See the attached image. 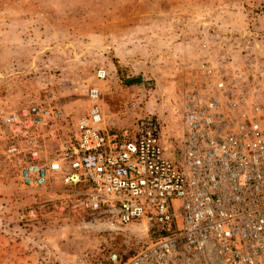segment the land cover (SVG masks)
<instances>
[{
	"label": "rangeland",
	"instance_id": "rangeland-1",
	"mask_svg": "<svg viewBox=\"0 0 264 264\" xmlns=\"http://www.w3.org/2000/svg\"><path fill=\"white\" fill-rule=\"evenodd\" d=\"M224 55L264 60V0H0L1 110L54 96L77 119L97 86L109 133L155 114L178 137L199 65ZM13 165L0 147V264H109L152 237L59 184L23 189Z\"/></svg>",
	"mask_w": 264,
	"mask_h": 264
},
{
	"label": "built area",
	"instance_id": "built-area-1",
	"mask_svg": "<svg viewBox=\"0 0 264 264\" xmlns=\"http://www.w3.org/2000/svg\"><path fill=\"white\" fill-rule=\"evenodd\" d=\"M88 99L77 119L54 96L0 109L2 154L23 189L59 184L111 229L140 223L152 234L109 264H264V60L201 62L178 137L155 114L109 133L101 90Z\"/></svg>",
	"mask_w": 264,
	"mask_h": 264
},
{
	"label": "trees",
	"instance_id": "trees-1",
	"mask_svg": "<svg viewBox=\"0 0 264 264\" xmlns=\"http://www.w3.org/2000/svg\"><path fill=\"white\" fill-rule=\"evenodd\" d=\"M138 81H139V80L136 79V80H132L131 82H135V83H137Z\"/></svg>",
	"mask_w": 264,
	"mask_h": 264
}]
</instances>
